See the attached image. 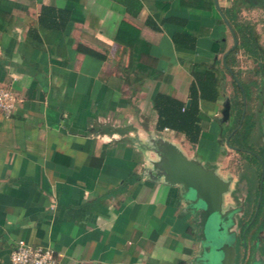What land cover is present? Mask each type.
Returning a JSON list of instances; mask_svg holds the SVG:
<instances>
[{
    "label": "crops",
    "instance_id": "obj_1",
    "mask_svg": "<svg viewBox=\"0 0 264 264\" xmlns=\"http://www.w3.org/2000/svg\"><path fill=\"white\" fill-rule=\"evenodd\" d=\"M218 4L253 37L229 69L244 80L260 69L253 133L263 136L264 0ZM232 44L214 0H0V85L16 96L14 111L0 112V264L20 239L53 249L56 264H203L182 188L146 175L148 140L215 156L233 118L223 63ZM208 68L219 96L199 99L193 146L157 128L154 99L187 105L194 73Z\"/></svg>",
    "mask_w": 264,
    "mask_h": 264
},
{
    "label": "water",
    "instance_id": "obj_2",
    "mask_svg": "<svg viewBox=\"0 0 264 264\" xmlns=\"http://www.w3.org/2000/svg\"><path fill=\"white\" fill-rule=\"evenodd\" d=\"M214 1L233 39L232 46L223 56V63L226 66V55L237 46L238 41L231 24L219 7L218 0ZM228 70L231 74L233 73L231 69ZM234 78L242 90L245 100L241 83L235 76ZM226 100L228 101V99ZM189 103L190 100L187 101V105ZM244 112L245 106L243 114ZM225 119L228 122L230 120L229 104L226 105ZM225 142L229 144V137L225 139ZM148 143L150 147L149 151L153 157L148 158L146 175L153 181H163L164 183L178 185L182 188V199L185 201L189 212L193 214L194 223L200 229L201 247L198 259L203 264H236L237 258L240 255L237 253V248L224 242L218 245L215 240H218L221 236L225 238V235L216 236L213 231V226L217 225V222L219 226L223 221L222 212L225 207V196L231 191L232 180L221 176L217 172L216 167L207 166L196 157H188L177 144L162 136L151 137ZM230 148L237 149V147L232 146ZM263 178L264 165L262 164L258 206L261 202ZM206 228L210 231L209 237L206 236ZM219 230L223 232V228H219Z\"/></svg>",
    "mask_w": 264,
    "mask_h": 264
},
{
    "label": "trees",
    "instance_id": "obj_3",
    "mask_svg": "<svg viewBox=\"0 0 264 264\" xmlns=\"http://www.w3.org/2000/svg\"><path fill=\"white\" fill-rule=\"evenodd\" d=\"M120 1L126 3L128 0ZM225 15L228 18L227 12H225ZM229 20L233 26V29L239 34V44L233 50H231L225 58L227 66L224 67V71L227 73H229L228 69L233 66L235 61H237L236 56L239 49L244 48L249 50V45H252L253 42L252 36L242 34L241 28L237 22H232L230 17ZM125 27L128 28L129 25L126 24ZM179 36L176 37V35H174V39L177 44L180 43V39L178 38ZM186 38L187 45L190 44V46H194V39L189 36ZM117 39L121 41L126 40L128 44H132V39L130 38L126 39L118 37ZM139 56L140 55L135 54L134 51L131 52L129 55L130 62L137 60ZM125 72L127 74L133 72L134 76L132 77V80L135 81L134 69H126ZM259 73L260 69H258V71H254L252 75L247 76L245 80L240 77L238 71H235L231 74V80L229 83V100L233 118L230 126L225 132L224 141L227 137H229V146L237 147V151L239 150L247 152L246 149H248L249 144H251V138L254 135L253 132L257 125V121L259 120V112L256 110V106L258 105V102L261 98L260 81L258 78ZM222 76L224 78V74ZM234 76L241 83L243 92L245 94V100L243 98L242 90L237 84ZM219 86L217 70L215 68H208L202 73H194V82L190 86L191 102L188 106L184 103V101L179 100L176 97L158 93L154 99V106L158 112L157 128L159 130L170 128L181 132L186 136L188 141L193 146H195L199 140L201 132L199 99H205L209 101L217 100L219 96ZM223 88L226 91V87L224 86ZM244 106L245 112L243 114ZM231 132L233 133L230 135ZM261 163L264 165V154L263 157H261ZM263 195L264 178L262 183V198Z\"/></svg>",
    "mask_w": 264,
    "mask_h": 264
},
{
    "label": "rangeland",
    "instance_id": "obj_4",
    "mask_svg": "<svg viewBox=\"0 0 264 264\" xmlns=\"http://www.w3.org/2000/svg\"><path fill=\"white\" fill-rule=\"evenodd\" d=\"M224 135L219 137L215 156L206 160L209 163L203 161L207 166L213 163L221 176L232 180L227 194L230 203L225 202L223 221L213 226L215 235L223 234L225 238L221 236L215 241L218 245L224 242L237 248L240 255L236 264H264V195L258 206L264 135H253L247 152L230 148ZM219 228H223L225 234ZM209 233L206 228V236L209 237Z\"/></svg>",
    "mask_w": 264,
    "mask_h": 264
},
{
    "label": "built area",
    "instance_id": "obj_5",
    "mask_svg": "<svg viewBox=\"0 0 264 264\" xmlns=\"http://www.w3.org/2000/svg\"><path fill=\"white\" fill-rule=\"evenodd\" d=\"M16 107V96L7 87L0 85V112L10 115ZM10 264H56L53 249L18 240L10 251Z\"/></svg>",
    "mask_w": 264,
    "mask_h": 264
},
{
    "label": "flooded vegetation",
    "instance_id": "obj_6",
    "mask_svg": "<svg viewBox=\"0 0 264 264\" xmlns=\"http://www.w3.org/2000/svg\"><path fill=\"white\" fill-rule=\"evenodd\" d=\"M233 150H235V149H233Z\"/></svg>",
    "mask_w": 264,
    "mask_h": 264
}]
</instances>
